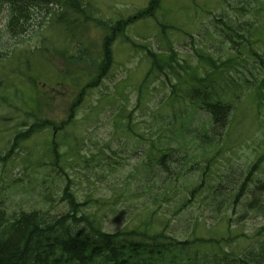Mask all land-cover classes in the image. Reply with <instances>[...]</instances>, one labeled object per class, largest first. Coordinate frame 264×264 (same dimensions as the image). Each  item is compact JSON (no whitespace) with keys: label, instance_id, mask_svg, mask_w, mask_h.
<instances>
[{"label":"rangeland","instance_id":"rangeland-1","mask_svg":"<svg viewBox=\"0 0 264 264\" xmlns=\"http://www.w3.org/2000/svg\"><path fill=\"white\" fill-rule=\"evenodd\" d=\"M150 2L81 0L84 17L88 19L71 16L69 26H52L49 14L40 12L34 19L32 29L22 37L14 39L0 28V52L12 53L0 60V96L4 100L0 117L5 118L0 122V156L6 149L9 150L15 133L24 129L22 125L33 123V116L25 117L22 112L6 107V104L20 105L18 91L22 89L29 93L33 81L38 87V99L42 94L52 99L41 107L40 112V106L37 107L36 116L56 124L67 121L54 134L56 154H50L49 159L46 143H50L53 132L47 129L33 136L16 151V155L13 154L0 165V192L6 201V209L9 213L41 210L53 216H62L67 213L68 206L59 199L65 182L69 181L67 185L78 205H82L86 196L91 199L87 204L92 207L80 210L78 216L96 213L103 231L111 233L120 229L124 221L117 214L121 213L111 212L113 201L108 199L116 189L124 188V175H129L128 186L132 190L141 180L137 165L146 157L148 144L154 140L151 134L156 131L155 127L148 130V126L153 118H160L155 106L160 102L166 103L164 95L169 92L167 79L161 77L147 90H142L141 105H137L139 83L147 68L144 58L146 50L141 47L147 45L154 52H167L163 39L166 37L176 53V61L181 65H198L202 57L217 61L230 59L232 63L228 72L233 75L237 85L230 94L235 93L241 99L235 102L233 97L229 98L230 102H235L236 114L231 112L228 125L213 133L220 135L221 143L217 144L212 139L203 147L204 150L217 152L212 151L209 157L204 152L186 153L188 144L184 143L175 157L181 159L185 153L184 160H189L197 170L185 176L173 177L170 180L173 184L166 186L165 196H158L156 202L148 201L149 209L143 204L145 199L134 200L130 195L129 199L137 205L140 203L143 212L130 210L125 218L137 222L153 213L155 229L164 225L165 234L177 240L202 237L204 243L192 245L198 249L201 244L214 238L218 241L213 249L215 252L220 247L238 257L245 254L256 264L254 255L264 258V209L251 211L246 206L258 194L252 191L253 186L264 181V98L251 103L262 78L261 66L255 56L264 57V0H160V7L148 17L135 18L122 27V33L111 47L113 64L108 77L99 87L89 90L84 100L76 106L73 116L68 117L69 105L79 94L78 82L84 85L86 75L91 70L86 68L71 78L59 73L65 71L62 52L66 48L64 55L68 56L73 45L83 49L88 44L92 58L98 61L106 33H110L119 22L134 18L140 11L146 10ZM5 20L3 18L1 23ZM249 22H255L256 27L249 29ZM27 53L28 57L25 58ZM10 70L13 73L11 76ZM57 74L65 79V83L59 87L55 86L60 80ZM175 80L174 76H170L171 82ZM231 85L228 82V86ZM259 90L264 95V89ZM121 107L124 108L123 112L130 113L134 118L131 137H125L113 123L120 118L118 111ZM162 112L168 113V108H163ZM199 115L195 114L193 125L198 124ZM203 118L200 116L199 121ZM239 119L241 121L236 129L234 123L238 124ZM179 120L184 121L185 118L177 117L176 121ZM228 137L232 138L227 143L235 142L226 145ZM170 143L168 147L173 149L175 142ZM114 161L119 164L116 170L120 175L112 177L104 174L101 177L96 174L102 171L100 165ZM253 165L257 166L253 170L255 174L248 192L238 205L233 204L231 199L225 200L226 193L217 199L221 203L211 205L202 202L205 196L210 198L212 186L220 181L224 184L225 192L232 194L234 186L239 185ZM206 166L209 170L204 194L195 199L189 210L173 217L180 197L185 200L188 191L200 183L201 172ZM164 172L165 169H151V175L157 176L153 190L157 187L158 191L165 192L159 187V179L164 178ZM225 173L232 176L220 180ZM202 205L206 206L202 209ZM115 207L119 208L118 205ZM215 209H218L217 213L211 211ZM228 217L234 219L235 226L231 229H228L225 221ZM193 227L194 236L180 234L182 230ZM198 254L211 261L202 253Z\"/></svg>","mask_w":264,"mask_h":264},{"label":"trees","instance_id":"trees-1","mask_svg":"<svg viewBox=\"0 0 264 264\" xmlns=\"http://www.w3.org/2000/svg\"><path fill=\"white\" fill-rule=\"evenodd\" d=\"M160 0H151L149 7L137 14L136 17L130 18L127 21L119 22L111 29V33L107 34L103 39V44L98 61L92 58V50L87 48L78 50L77 53L67 57L65 52L62 53L64 64L62 67L65 71H58L65 74L67 77H76L86 68L91 71L88 72L85 79V84L78 82L80 87L79 97L71 105L69 109V118L75 112L76 106L84 100L88 95L89 90L97 88L101 85L104 79L109 75L113 64L111 45L116 37L122 33V27L128 22H132L135 18H146L159 8ZM1 11H5L10 18L11 27L7 31L9 36L20 37L25 35L28 30L33 27L34 19L44 12L49 14L52 25L64 27L71 23V16L84 17V10L82 8L81 0H0ZM71 25V24H70ZM248 27H256L255 22H249ZM163 28V26H162ZM260 28V27H259ZM163 30V29H162ZM239 37V36H237ZM164 43L167 46V52H154L149 49V46L141 47L146 50L145 60L148 65V70L144 74L139 83V94L137 96V105H141V92L147 90L148 86L164 77L168 81V94H165L166 103L160 102L156 104L155 109L160 115V118H153L148 130L155 127L156 131L152 132L153 142H150L147 147L146 157L137 165V169L141 174V180L134 189H131L129 184V175H124V188H118L110 195L108 200L113 201L111 205V212H120L117 214L120 220L124 221L120 229L116 232L107 233L101 229L100 219L96 217V213L78 216L80 210L85 211L92 206H88L91 200L86 196L82 205H78L74 194L69 189L66 181L59 202H64L68 206V211L62 216H53L41 210L24 211L19 210L16 213H9L6 209V201L1 196L0 192V264H255L247 255L243 254L240 257L232 252H226L218 247L215 248L218 241L210 238L206 244H201L198 249L192 245L204 243L205 239L202 237L188 238L187 240L170 241V238L165 235L164 225L160 230H152L153 213L147 218L139 219L134 222L133 219L125 218V214L131 211L143 212L140 208V203L137 205L134 201L129 199L132 195L134 200L145 199L143 204L146 208H150L148 201L156 202L158 196H165L167 193L166 186L172 185L173 177L177 178L180 175H187L189 172H194L195 165H192L189 160H184L185 153L181 159H176V154L180 147L187 143L186 153L195 152L206 154L207 150L203 147L207 144V139L197 138L192 128L186 123L176 124L177 117L187 118V122H192L193 119L188 120V117H194L197 113H204L206 115L203 123L198 125V131L204 132L210 130L215 132L219 127L226 126L229 122V114L231 104L238 102L239 95L226 94L234 92L237 85L234 83L235 78L228 72L229 65L232 63L230 59L224 61H217L208 57H202L198 65H181L176 61V53L174 52L171 43L166 37H163ZM247 39H245V42ZM234 44L237 42L232 41ZM257 57L262 75H264V57ZM170 76L176 78L175 82L170 81ZM228 82L232 83V87L228 86ZM262 87L257 88L254 97L251 101L259 102L264 98L263 93L259 89H264V77L262 79ZM33 92L35 93L34 96ZM20 105L6 104L8 108L18 110L24 114L25 117L33 116V123L23 124V130L17 131L16 135L11 140L9 150L0 156V165L5 163L15 151L23 146L33 136L39 134L44 130H51L53 136L50 144L46 143L48 159L50 154H56V145L54 143V134L60 131L64 124L57 125L49 119H43L36 116L37 107L41 111V107L51 102V98L47 94L40 95L37 85L34 81L31 83L29 93L20 89L18 91ZM234 98L236 101L230 103L229 98ZM4 102L0 96V105ZM168 108V113L163 114L162 109ZM124 108L118 111V121H113L116 127L124 134L125 137H131V124L134 118L128 112H123ZM172 120V123H170ZM157 121L161 122L157 124ZM175 124V125H174ZM174 129L172 130V128ZM64 133V132H63ZM205 138H208L205 135ZM170 142H175L173 149L168 145ZM165 148V151H163ZM101 152V151H100ZM104 155L103 152H101ZM1 155V154H0ZM4 156V157H3ZM103 159H105L103 157ZM110 159V157H106ZM261 159H259L260 161ZM118 162L114 161L112 164L104 163L100 165L102 171L99 174L101 177L104 174L108 176H116L121 173L116 170ZM155 167L165 169L164 178L159 179L160 189L165 192L158 191L152 186L156 184V175H151V169ZM253 165L243 180L234 186V192L228 194L225 192L222 181L214 184L211 189V195L203 199V203L211 205L221 203L219 199L226 193V199H231L233 204H239L241 198L248 192L249 185L252 182L256 168ZM209 167H205L201 173V181L196 184L186 195L184 200L179 199V205L173 217L181 215L183 212L189 210L191 204L196 198L204 194L206 186V176ZM231 174L227 173L220 177V180L230 178ZM253 192H258L257 196L247 206V210L259 211L264 209V181L257 182L253 188ZM146 193V194H145ZM206 195V194H205ZM209 200V201H208ZM96 203V200L92 201ZM151 202V201H150ZM118 205L119 208L115 206ZM206 205H202L205 207ZM201 209V210H202ZM217 213L218 209L211 210ZM130 215V214H129ZM228 229L235 226L234 219L226 218ZM192 229H184L180 232L181 235L194 236ZM191 232V233H190ZM264 245V244H263ZM260 246V245H259ZM209 250H200L201 248ZM180 249V252H179ZM192 253L188 255L202 253L211 261L207 259L182 260V252ZM178 253L177 254H172ZM179 258V262L176 260ZM256 264H264V258L260 255H254ZM186 261V262H184Z\"/></svg>","mask_w":264,"mask_h":264},{"label":"flooded vegetation","instance_id":"flooded-vegetation-1","mask_svg":"<svg viewBox=\"0 0 264 264\" xmlns=\"http://www.w3.org/2000/svg\"><path fill=\"white\" fill-rule=\"evenodd\" d=\"M1 7H6V8H7L6 5H2V6H0V8H1ZM3 18H6V20L3 22L4 25H3V23H1V21L3 20ZM10 18H11V17H8L7 12H5V11H1V10H0V28H1L2 30H6V32H7V31L9 30V28L12 26V25H11V22H10Z\"/></svg>","mask_w":264,"mask_h":264}]
</instances>
